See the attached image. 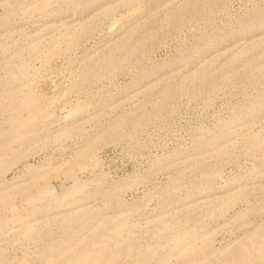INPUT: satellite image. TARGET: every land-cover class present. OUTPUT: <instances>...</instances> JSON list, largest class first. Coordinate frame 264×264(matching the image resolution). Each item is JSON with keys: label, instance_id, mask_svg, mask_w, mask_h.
I'll return each mask as SVG.
<instances>
[{"label": "rangeland", "instance_id": "obj_1", "mask_svg": "<svg viewBox=\"0 0 264 264\" xmlns=\"http://www.w3.org/2000/svg\"><path fill=\"white\" fill-rule=\"evenodd\" d=\"M0 264H264V0H0Z\"/></svg>", "mask_w": 264, "mask_h": 264}]
</instances>
